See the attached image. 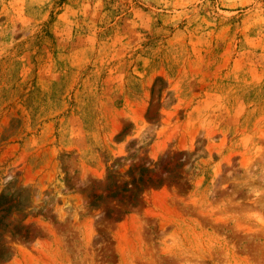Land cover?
<instances>
[{"label":"rangeland","instance_id":"1","mask_svg":"<svg viewBox=\"0 0 264 264\" xmlns=\"http://www.w3.org/2000/svg\"><path fill=\"white\" fill-rule=\"evenodd\" d=\"M0 264H264V0H0Z\"/></svg>","mask_w":264,"mask_h":264},{"label":"trees","instance_id":"2","mask_svg":"<svg viewBox=\"0 0 264 264\" xmlns=\"http://www.w3.org/2000/svg\"><path fill=\"white\" fill-rule=\"evenodd\" d=\"M135 188V187H134ZM131 194L133 193V192H130ZM132 196H133V194H132Z\"/></svg>","mask_w":264,"mask_h":264}]
</instances>
